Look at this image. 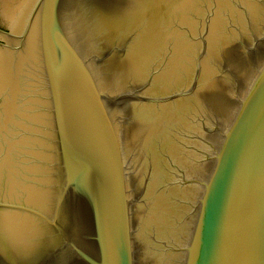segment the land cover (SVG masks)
<instances>
[{
	"label": "water",
	"instance_id": "1",
	"mask_svg": "<svg viewBox=\"0 0 264 264\" xmlns=\"http://www.w3.org/2000/svg\"><path fill=\"white\" fill-rule=\"evenodd\" d=\"M157 1L0 0V264H148L134 137L231 87L164 51ZM231 106L172 264H264V54Z\"/></svg>",
	"mask_w": 264,
	"mask_h": 264
},
{
	"label": "rangeland",
	"instance_id": "2",
	"mask_svg": "<svg viewBox=\"0 0 264 264\" xmlns=\"http://www.w3.org/2000/svg\"><path fill=\"white\" fill-rule=\"evenodd\" d=\"M153 34L167 53L231 67L230 94L150 113L134 137L145 169L138 240L146 263L172 264L164 244L182 240L197 193L183 180L204 174L216 128L264 54V0H158Z\"/></svg>",
	"mask_w": 264,
	"mask_h": 264
},
{
	"label": "bare ground",
	"instance_id": "3",
	"mask_svg": "<svg viewBox=\"0 0 264 264\" xmlns=\"http://www.w3.org/2000/svg\"><path fill=\"white\" fill-rule=\"evenodd\" d=\"M236 75H237V74H236ZM171 236H172V235H171ZM166 254H167V253H166ZM166 254H165V255H166ZM170 255H171V254H170ZM167 256H168V255H167ZM174 257H175V256L172 255V256L170 257V259H173V261H174ZM168 258H169V257H168ZM166 259H167V258H166ZM170 262H171V261H170ZM174 262H175V261H174ZM170 264H171V263H170Z\"/></svg>",
	"mask_w": 264,
	"mask_h": 264
}]
</instances>
